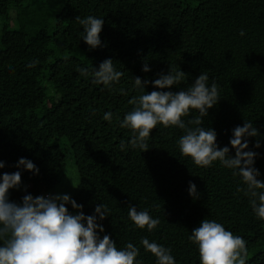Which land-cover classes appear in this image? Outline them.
<instances>
[{
    "label": "trees",
    "instance_id": "obj_1",
    "mask_svg": "<svg viewBox=\"0 0 264 264\" xmlns=\"http://www.w3.org/2000/svg\"><path fill=\"white\" fill-rule=\"evenodd\" d=\"M12 11L14 28L9 27ZM77 16L104 20L101 46L91 49L84 42ZM0 18V161L5 165L0 177L19 171L27 184L20 196L10 189L9 202L22 204L25 195L55 185L71 158L79 182L72 199L86 216L95 214L98 204L107 205V217L97 222L118 249L128 243L139 249L136 264H157L143 238L170 249L176 264H200L198 246L189 237L204 219L245 240L246 264H264V220L251 206L258 198L246 194L235 170L218 160L209 167L195 165L180 152L178 140L185 132L178 127L158 124L144 151L131 147L132 130L120 126L135 108L129 103L133 97L187 90L207 73L208 86H218L219 101L201 117V126L213 129L218 147H229L234 157L233 129L252 122L258 134L246 137V151L258 154L253 167L264 182V0H0ZM65 57H73V68L49 87H58L62 98L44 109L45 82ZM105 59L123 72L109 86L93 83V72ZM145 64L149 72L142 70ZM81 68L88 74L81 75ZM169 70L185 73L171 89L135 85L136 77L154 81ZM107 112L110 122L103 119ZM197 116L199 111L190 109L182 119L187 124ZM21 158L39 173L17 168ZM189 181L197 188L194 199ZM130 206L147 210L159 224L151 231L137 227ZM66 207L71 214L81 211Z\"/></svg>",
    "mask_w": 264,
    "mask_h": 264
},
{
    "label": "clouds",
    "instance_id": "obj_2",
    "mask_svg": "<svg viewBox=\"0 0 264 264\" xmlns=\"http://www.w3.org/2000/svg\"><path fill=\"white\" fill-rule=\"evenodd\" d=\"M83 26L84 42L95 49L101 46L100 33L104 20L87 16L81 19L76 17ZM241 35H244L241 32ZM36 62L29 64L34 67ZM149 72L150 68L145 64L142 69ZM81 75H87L88 70L79 69ZM154 81L135 78V85L141 89L149 83L157 89H171L179 84L185 73L183 71H168V74L160 73ZM123 72L116 71L111 59H105L99 70L93 72V83L109 86L112 82H118ZM207 73H201L187 90L151 91L150 93L133 97L129 103L135 108L127 113L120 124L122 128H130L133 136L130 140L131 147H139L147 151L146 139L152 130L162 124L165 128L175 126L184 130L178 145L182 155L191 157L195 165L209 167L214 161L229 169H233L234 175H239L247 185L248 193L252 197L251 206L256 216L264 220V182L257 179L259 171L253 167L256 152L248 150L249 143L246 137H256L258 129L252 122H245L243 126H236L229 143L235 149V156L229 155L230 149L225 146L219 148L216 140L217 133L211 129L202 127L201 117L207 116L208 110L219 101L218 86L212 83L208 86ZM190 109L199 111V116L187 121L182 117L189 114ZM104 120L111 121L112 113H105ZM194 125L195 127H188ZM124 150L125 144L119 145ZM260 147L259 142L255 145ZM5 165L0 161V168ZM23 166L27 171L39 173L36 165L25 158L19 159L16 167ZM21 184V173H4L0 177V264H136L139 249L132 243L125 248L118 249L116 243L109 235H98L104 232L102 224L107 217L108 208L105 204L95 207V214L84 215L83 205L68 194L33 197L31 194L22 198V204L9 202L8 192L18 188ZM74 187V186H73ZM242 191L243 189H238ZM189 195L197 197V188L189 181ZM71 204L73 209L81 210L78 214H71L66 205ZM128 215L134 224L151 231L159 224V219L150 216L147 210L138 211L135 206H130ZM189 240L198 246L200 264H246L247 248L245 240L214 220L204 219L200 225L191 232ZM144 249L156 257L157 264H176L174 257L167 249L156 242H150L147 238L141 240Z\"/></svg>",
    "mask_w": 264,
    "mask_h": 264
},
{
    "label": "rangeland",
    "instance_id": "obj_3",
    "mask_svg": "<svg viewBox=\"0 0 264 264\" xmlns=\"http://www.w3.org/2000/svg\"><path fill=\"white\" fill-rule=\"evenodd\" d=\"M11 15V20H10V28L16 27V20H15V13L12 11L10 12ZM3 25V20L0 18V32L1 28ZM73 68V57H65L61 58L59 61H57L56 65L51 68L50 70V76L45 82V86H47V102L46 105L44 106V109L50 107L52 104L58 102L62 98V91L57 87L49 88L53 84V80L57 78L60 74L65 73L69 71L70 69ZM78 176H77V171L76 168L73 164V161L71 158L66 160V164L63 168L62 173L58 176V180L55 185L52 187L48 188L47 190L43 191L41 194H36L33 197L36 196H44L47 198L49 195H63V194H68L72 198L73 195L77 192L78 190ZM27 184L21 183L18 188H13L14 193L17 196H20L23 188ZM74 186V187H73ZM75 215V214H73ZM105 230L103 233H100L98 231V235L103 238V235H105ZM3 240H0V245L3 244Z\"/></svg>",
    "mask_w": 264,
    "mask_h": 264
}]
</instances>
